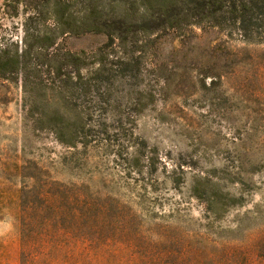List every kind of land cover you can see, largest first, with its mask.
I'll list each match as a JSON object with an SVG mask.
<instances>
[{
	"label": "rangeland",
	"instance_id": "rangeland-1",
	"mask_svg": "<svg viewBox=\"0 0 264 264\" xmlns=\"http://www.w3.org/2000/svg\"><path fill=\"white\" fill-rule=\"evenodd\" d=\"M183 1L0 0V227L18 246L17 258L11 252L0 264H23V233L33 250L39 232L48 241L60 227L75 263L81 232L68 216L79 215L80 197L109 204L112 220L131 209L160 239L188 234V251L175 246L181 255L163 262H264V43L171 24L164 9ZM96 17L109 31L134 29L113 51L141 56V73L119 80L114 99L129 105L145 92L134 133L156 151L154 168L124 160L137 147L125 148L122 159L114 142L73 148L54 132L78 115L59 87L65 52H92L109 40L92 31ZM119 115L110 111L109 119ZM124 222L109 228L99 264H126L145 252L131 244ZM35 262L31 254L26 264Z\"/></svg>",
	"mask_w": 264,
	"mask_h": 264
},
{
	"label": "trees",
	"instance_id": "trees-1",
	"mask_svg": "<svg viewBox=\"0 0 264 264\" xmlns=\"http://www.w3.org/2000/svg\"><path fill=\"white\" fill-rule=\"evenodd\" d=\"M181 3L167 5L164 9L171 24L190 22L219 29L226 37L236 38L247 44L264 43V0H184ZM92 31L105 34L109 40L92 52L66 51L58 67L59 87L64 93L66 105L76 110L78 115L77 120L57 125L58 127L53 128L54 132L62 143L73 148L78 145L88 148L103 143L111 145L114 142L119 148V152L115 154L122 159L125 148L137 147V155L131 158L126 156L124 160L129 161L131 168H139L144 162L154 168L156 151L145 141L139 140L134 133L137 111L147 106L141 100L145 92L137 90V101L129 105H123L114 99L117 98L115 93L120 91L116 85L119 80L137 79L141 73V56H122L113 51L115 40L121 39L128 32L133 33L134 29L120 25L109 31V23L96 17ZM110 111L120 114L119 117L109 119ZM62 118L67 121V118ZM51 122H56V119ZM74 209L79 211V215L68 217L76 230L81 232L78 238L81 239V244L77 247V260L73 264H99L96 256L103 251L109 253V228L111 225L118 227L117 222L120 223L123 219L131 244L145 250L140 254V259L130 258L126 264H173L163 262V258L173 253L180 254L175 246H181L183 254L188 251L185 240L188 234L160 239L162 236L146 229L131 209L122 211V215L118 211L112 220L109 218V204L105 205L98 199L86 200L81 197ZM137 224L136 230L134 227ZM63 228L60 227L48 241L44 240L46 234L39 232L41 243L33 250L26 244L29 240L28 234L23 233V264L28 263L31 254L35 256V264H72L66 255L67 250L59 240L63 237ZM67 228L72 230L70 225ZM159 243L168 246L155 252Z\"/></svg>",
	"mask_w": 264,
	"mask_h": 264
},
{
	"label": "crops",
	"instance_id": "crops-1",
	"mask_svg": "<svg viewBox=\"0 0 264 264\" xmlns=\"http://www.w3.org/2000/svg\"><path fill=\"white\" fill-rule=\"evenodd\" d=\"M8 234H9L8 229L3 231L2 227H0V263H1L2 258L5 259V258L9 257V253H11V252H13V257L17 258V254H18L17 243L13 242L12 240H7ZM3 236H6L5 240L1 239V237H3ZM11 243L15 244L14 245L15 247H13V251H12V248L10 247V245H8ZM14 252H15V254H14ZM15 262H16V259H15Z\"/></svg>",
	"mask_w": 264,
	"mask_h": 264
}]
</instances>
